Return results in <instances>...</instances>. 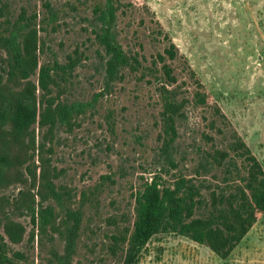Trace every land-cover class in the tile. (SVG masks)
<instances>
[{"label": "rangeland", "instance_id": "374dc122", "mask_svg": "<svg viewBox=\"0 0 264 264\" xmlns=\"http://www.w3.org/2000/svg\"><path fill=\"white\" fill-rule=\"evenodd\" d=\"M97 1L0 0L14 17L24 10L29 16L39 14L40 20L49 19L45 3L51 4L56 17L39 35L44 45L42 64L64 65L68 56L80 57L75 70L61 82L62 89L53 88L52 96L63 103L94 105L70 126H59L53 133L38 123L32 127L37 144L43 147L40 155L54 170V183L72 194L75 207L83 192L93 193L70 264H116L108 251L109 236L117 227L132 229L136 194L154 180L171 185L180 175L193 177L203 151L212 144L204 135L216 143L223 139L209 125L211 108L188 105L177 121L179 138L174 148L170 155L162 151V106L154 67L160 70L163 65L158 55L169 47L164 43L166 33L179 56L166 61L177 77L173 87H179L183 96L191 98L194 93L183 55L226 116L225 131H236L264 169V0H121L117 39L142 68L125 71L124 79L108 92L105 51L96 39ZM32 81L37 84V75ZM42 95L38 90V100ZM97 95L101 96L95 100ZM217 175L222 181L223 173ZM207 179L219 182L211 176ZM23 189L12 185L0 195L14 202ZM47 204L59 210L55 202ZM12 217L25 228L21 243L9 242L11 250L24 254L21 264H59L54 252L64 254L62 238L48 230L32 239L30 217ZM138 264H264V215L226 260L186 237L159 234L148 243Z\"/></svg>", "mask_w": 264, "mask_h": 264}, {"label": "trees", "instance_id": "16d2710c", "mask_svg": "<svg viewBox=\"0 0 264 264\" xmlns=\"http://www.w3.org/2000/svg\"><path fill=\"white\" fill-rule=\"evenodd\" d=\"M121 7V0H98L94 8L99 28L96 39L106 57L107 92L124 79L125 71L137 72L142 68L138 58L126 53L117 39ZM45 8L48 20H40L39 14L29 16L24 10L14 17L7 6L0 5V194L12 185L24 187L14 202L0 195V229H3L0 264L25 261L24 254L14 252L9 245V242L21 243L25 234L24 226L13 220L14 214L30 217L32 239L48 230L58 234L65 243V250L64 254L54 252V259L59 264H70L83 229L85 208L91 205L93 194L83 192L75 207L72 194L54 183V170L50 168V161L40 155L43 147L37 144L32 129L38 123L53 133L59 126H70L72 120L94 106L93 103H63L59 97L52 96L53 88L62 89L61 82L75 70L80 57L68 56L64 65L58 61L42 64L44 45L39 35L45 24L56 17L49 2L45 3ZM162 32L160 30L159 34ZM165 42L169 47L164 55H158L163 65L160 70L154 67L162 106L159 135L162 151L170 155L174 148L179 138L177 121L188 105L211 108L212 118L207 120L223 139L216 143L213 137L204 135L212 144L203 151L193 177L180 175L171 185H161L154 180L136 194L132 229L117 227L109 236L108 251L116 264H138L148 243L159 234L186 237L226 260L264 215L261 162L236 131L226 132V116L212 102L213 96L183 55L194 93L190 98L183 96L179 87H173L177 77L166 61L177 60L178 49L168 33L164 35ZM35 75L37 84L32 81ZM38 90L43 92L41 100L37 97ZM59 93L63 94L61 90ZM108 123L114 128L110 116ZM219 171L223 173L222 181L217 175ZM208 176L219 182L207 179ZM51 202H55L58 211L47 204Z\"/></svg>", "mask_w": 264, "mask_h": 264}]
</instances>
